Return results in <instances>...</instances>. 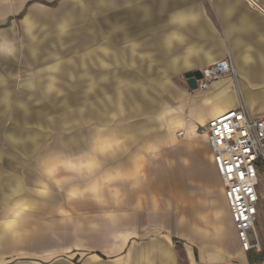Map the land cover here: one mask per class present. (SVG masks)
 Here are the masks:
<instances>
[{
    "label": "crops",
    "instance_id": "crops-1",
    "mask_svg": "<svg viewBox=\"0 0 264 264\" xmlns=\"http://www.w3.org/2000/svg\"><path fill=\"white\" fill-rule=\"evenodd\" d=\"M246 3L224 0L216 19L202 7V0H0V125L44 122L43 108L30 115L27 106H19L20 115L12 117L16 114L6 105L9 90L5 78L23 69L33 75L40 67H44L41 71L57 69L60 63L72 60L65 58L82 57L89 71L93 64L104 66L103 58L109 55L115 79L109 87L97 89L115 96L107 102L117 120L114 135L109 140L99 137L100 133L88 138L59 135L52 147L79 154L67 164L85 167L82 177L97 176V165L110 164L103 171L109 194L100 200L86 194L60 199L58 193L50 194L41 185L37 195L31 196L23 185L27 178L8 177L4 189H9V195L2 197L24 190L28 210L21 219L42 218L46 224L39 259L13 264H264V257L255 261L264 253L259 252L261 247L250 252L240 248L205 134L210 169L195 164L192 169L177 170L171 160V165L160 167L166 160L160 163L149 158L139 171L133 166L134 155H124L137 141L138 148L143 144L161 146L167 141L159 133L163 126L171 131L193 130L192 124L183 117L176 120L172 113L189 111L202 127L210 118L239 108L253 119L264 120V7L258 0V7ZM222 59L231 61L233 75L211 82L205 90L188 86L195 90L188 104V92L175 87L172 77L201 72ZM34 82L29 79L25 85ZM94 85L83 86L91 90ZM35 89L42 87L31 90ZM153 91L161 93L158 102ZM171 101L176 103L174 107L169 105ZM129 102L134 103L131 113L142 120L124 127L119 108L125 103L129 107ZM120 135L133 139L124 143L119 141ZM33 144L35 150L43 148ZM29 145H23L22 151ZM109 148L102 159L96 157ZM46 161L45 153L34 159L43 170ZM1 167L14 170L12 163ZM203 176L208 178L206 183L197 179ZM215 179L219 189L210 194V182ZM212 201L223 214L224 234L214 221L217 209ZM18 210L7 208V222L20 218ZM4 235L1 224L0 243ZM258 242L260 245L259 238Z\"/></svg>",
    "mask_w": 264,
    "mask_h": 264
},
{
    "label": "rangeland",
    "instance_id": "rangeland-1",
    "mask_svg": "<svg viewBox=\"0 0 264 264\" xmlns=\"http://www.w3.org/2000/svg\"><path fill=\"white\" fill-rule=\"evenodd\" d=\"M246 1L249 5L258 7L256 4L257 0ZM258 2L264 7V3L261 0H258ZM247 3L246 5H248ZM222 4H224V0H202V7L204 6L208 13L214 14L216 19L218 18L216 14H218ZM65 59L72 60L60 63L57 69L50 68V70L41 71L44 67H40L37 72L34 71L35 73L33 75L30 74L33 71L23 69V72L18 71L17 75L7 77L4 81V86L9 90L8 104H4L13 108L12 113L16 115H12V117L20 115L16 111V108L19 106H27V112L30 115H33L32 112L35 113L37 110L43 108L42 112L45 116L42 117L44 122L20 124L4 122L0 125V169L2 170L0 173V228L1 224H3L5 232L3 237L4 241L0 243L1 264H13L15 262L39 259L40 252L44 250L43 237L46 224H43L42 218L39 221L25 218L21 219L23 212L28 210L25 203V192L22 190V192L7 198L9 189L7 187L4 189V183L8 181V177L17 176V180L23 178L24 181L27 178L23 185L25 186V191L31 193V196L32 194L37 195L35 191L41 189V185H44L45 188L43 190L50 194L58 193L61 197L60 199L64 195L78 197L86 194L100 200L99 197H104L107 190H110L108 188L110 184L107 183L108 179H105V173L103 172L106 166H111L110 164H96V171H99L97 176H92V178L88 176L82 177L87 172L85 167L67 164L68 161L72 162L73 160H77L75 158L80 155L77 153L72 154V152L67 153L64 150L60 151V149H54L52 147L56 137L59 135L63 137L76 135L88 138V136L99 135L100 133L101 136L99 135V137L106 138L107 140L114 135L112 129L116 126L117 120L113 119L115 112L113 113L111 111V113L107 109V102L110 99H114L115 96L108 90L104 92L97 91L99 86L105 88L107 85V88L115 80L113 71L114 63H112L111 56L106 55L103 58L104 66L100 63L93 64L90 70L86 71L89 67L86 63H83L82 57ZM65 59H61V61ZM71 61L72 63H70ZM117 75L119 76L120 74ZM29 79L35 80L34 84L30 87L29 85H25V81ZM38 79H41V81L38 82ZM124 79L129 80L130 78L124 76ZM90 83H95L91 90L88 86H83ZM172 83L175 87L177 86L179 89L188 92L187 102L189 104L192 96L195 95V90L191 91L188 88L185 78L179 75L172 77ZM47 86L53 88H50V90L44 89ZM144 86L146 87V84ZM35 87H42V89L31 90ZM93 91L95 93L91 95ZM155 94L157 96L156 101L158 102L161 93L157 91L151 93V95ZM129 103V107H127L128 103H125L127 106L123 104L119 108L120 114L124 116V121L120 125L124 127H129L131 124L142 120L140 117H136L134 113H131L130 107L134 103ZM169 105L174 107L176 103L171 101ZM56 106L58 107L57 109ZM108 112H110L109 116L111 120L107 118ZM170 115H174L176 120L179 117H183L184 120L192 124L193 130L177 129V131H171L170 129L166 130L163 126L159 133L161 135L163 134L167 141L162 143L161 146L154 147L143 144L142 147L138 148L137 146H140V142L137 141V143H133L134 145L131 149L124 151V155L128 153L134 155L135 161L133 166L134 168L137 167L139 171L143 168L141 163L147 161L149 158L154 162L160 161V163L162 160H166V163L163 165L160 164V167L171 165L172 162L169 163L171 160L177 170L192 169V167H196L195 164L197 167L201 168L202 166L210 169V155L206 139L202 135L203 127L195 123L192 117L193 115L189 111L183 114L172 113ZM2 116L3 114L0 111V117ZM132 139L131 136H128L127 139H124L121 135L119 137V141L124 143L130 142ZM34 142H37L43 148L35 150ZM28 144H32L33 146L29 145L30 148L22 151V146ZM127 147H129L128 144ZM110 149L101 150L97 153L96 157L102 159V156L108 154ZM44 153L47 158V161L43 165L45 170L43 168L39 169L38 165L34 163V159H37ZM25 156H28L27 159ZM7 163L14 164V170L12 172L10 170L7 171V169L5 170V167H1L2 164L5 165ZM156 166L157 164L154 165V167ZM211 177L213 180L214 176ZM194 179L196 178H192V184L194 183ZM197 179H201L203 183H206L205 180L208 178L203 176ZM259 182L262 186L263 199L260 201L259 213L257 215L258 222H256L255 227L261 247L259 252H261L264 251V171L260 173ZM210 183V194L213 193V190L217 192L219 185L216 179ZM6 193L8 194L6 198L2 197ZM212 204L217 209L214 212V221L216 222L217 229L224 234L223 214L218 203L212 201ZM7 208L19 209L20 218H14L13 223L7 222V219H9V216L5 213ZM53 226H56V224ZM47 229L51 230L53 227L48 226ZM250 254H257V252H251Z\"/></svg>",
    "mask_w": 264,
    "mask_h": 264
},
{
    "label": "built area",
    "instance_id": "built-area-1",
    "mask_svg": "<svg viewBox=\"0 0 264 264\" xmlns=\"http://www.w3.org/2000/svg\"><path fill=\"white\" fill-rule=\"evenodd\" d=\"M197 81L201 90L223 77L233 75L231 61L222 59L200 72ZM224 198L240 248L244 252L260 249L255 222L262 193L259 182L264 171V120L251 118L245 110L232 109L210 118L203 127Z\"/></svg>",
    "mask_w": 264,
    "mask_h": 264
},
{
    "label": "water",
    "instance_id": "water-1",
    "mask_svg": "<svg viewBox=\"0 0 264 264\" xmlns=\"http://www.w3.org/2000/svg\"><path fill=\"white\" fill-rule=\"evenodd\" d=\"M184 77L187 80V84L190 89H196L197 88V81L202 79V76L200 72H191L184 75Z\"/></svg>",
    "mask_w": 264,
    "mask_h": 264
},
{
    "label": "trees",
    "instance_id": "trees-1",
    "mask_svg": "<svg viewBox=\"0 0 264 264\" xmlns=\"http://www.w3.org/2000/svg\"><path fill=\"white\" fill-rule=\"evenodd\" d=\"M264 257V253L260 257H256L255 261H260Z\"/></svg>",
    "mask_w": 264,
    "mask_h": 264
},
{
    "label": "bare ground",
    "instance_id": "bare-ground-1",
    "mask_svg": "<svg viewBox=\"0 0 264 264\" xmlns=\"http://www.w3.org/2000/svg\"><path fill=\"white\" fill-rule=\"evenodd\" d=\"M253 6V5H252ZM202 134H204L203 132H202Z\"/></svg>",
    "mask_w": 264,
    "mask_h": 264
}]
</instances>
